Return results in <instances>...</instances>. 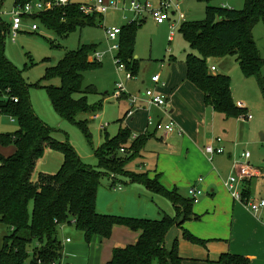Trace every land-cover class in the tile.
I'll return each mask as SVG.
<instances>
[{
	"label": "trees",
	"instance_id": "trees-1",
	"mask_svg": "<svg viewBox=\"0 0 264 264\" xmlns=\"http://www.w3.org/2000/svg\"><path fill=\"white\" fill-rule=\"evenodd\" d=\"M30 1L33 0H15L14 5ZM102 18V15L84 14L79 4L56 8L38 16L42 25L63 36H68L77 28L95 26L98 24L96 21ZM259 23L264 25V0H245L242 10L208 6L204 21H186L179 28L190 48L186 56L187 80L205 95L209 107L227 119L246 116L247 110L235 105L231 79L210 72L209 61L226 56L236 57L245 77L257 80L264 100V59L253 36ZM140 24V21H132L121 27L116 56L135 77L139 62L134 51ZM8 30V20L2 19L0 114L15 120L19 129L14 134H0V148L9 144L15 147L11 156L0 153V225L7 229L0 248V264H58L63 259L61 234L67 226L81 231L89 244L96 236L110 239L117 226L140 232L135 244L115 248L107 264H185L178 253V243L175 242L174 247L168 250L166 237L173 227L200 219L194 213V200L189 195L182 196L177 190L167 191L157 178L149 179L147 173L123 170L135 159L146 138L138 136L126 148L131 133L121 130L116 137L107 135L104 145L95 152L100 165L116 174L115 177L142 184L152 193L168 199L176 215H165L155 220L99 213L96 200L102 172L85 164L69 142L55 141L54 129L34 113L29 97L30 85L23 78L22 71L5 56ZM93 50L94 45L91 44L68 52L46 74V79L57 78L61 83L46 87L54 110L62 119L80 127L88 138L90 120H78V117L82 114L97 115L101 108L100 105L96 108L89 106V95L98 93L94 86H84V74L101 66V63L89 61ZM15 99L18 101L15 102ZM122 149L125 152H121ZM47 150L61 153L63 165L57 174L40 173L35 179L38 162ZM250 195V189L246 188L244 197L250 198ZM184 238L195 245L206 246V241L187 231ZM220 263L249 264L250 261L224 254Z\"/></svg>",
	"mask_w": 264,
	"mask_h": 264
},
{
	"label": "rangeland",
	"instance_id": "rangeland-1",
	"mask_svg": "<svg viewBox=\"0 0 264 264\" xmlns=\"http://www.w3.org/2000/svg\"><path fill=\"white\" fill-rule=\"evenodd\" d=\"M14 1H4L2 17L5 20H10L9 14L14 9ZM86 1L88 0H72V3L84 4ZM148 1L154 6H158L160 3V0ZM208 6L242 10L245 7V0H209L208 3L201 0H185L182 9L187 13L188 22H202L205 20ZM120 8L123 9V6H120ZM145 18L147 19H139L141 24L138 29L134 51V55L139 62V70L134 80H126V71L119 70V64L116 60L118 51L114 49V46L120 45L121 39L119 38L116 42L111 41L107 35L108 29L122 27L137 20V17L130 13L129 7L126 8L125 13L112 11L103 16L100 21L97 20V25L84 29L77 28L68 36L59 35L57 32L46 28L42 23L27 19L23 27V31L27 32L21 33L15 43L11 42L10 39L6 40L5 56L22 71L23 78L30 85L29 97L32 109L45 124L54 129V140L59 143L69 142L85 164L102 172L96 200L97 210L107 215L132 213V215L140 216L137 218L147 217L160 220L165 215L174 217L176 212L171 202L159 195L145 193L144 191L140 196L130 194L121 200L123 203L121 207L124 210L120 209L119 201L112 204V199L122 193L114 192L112 188L111 177L116 174L106 171L95 157V152L104 145L107 135L113 138L121 130H127L126 125L130 119L127 118L126 121L123 119L129 105L128 101L123 98H113L117 84L124 81L129 93L142 96L151 87L143 84L142 81H146L148 84L154 75L160 74L162 81L167 82L169 77L176 80L178 76L185 73V59L190 53V48L183 35L177 30L173 42L170 43L169 25L159 26L147 15H145ZM34 23L38 25L39 30L36 33H29V28ZM253 36L260 55L264 59L263 23L256 25ZM91 44L94 45V50L92 53L90 52V56L95 53L101 54L102 61L99 68L84 74V86L92 85L96 88L98 94L89 95L88 104L91 108H96L99 105L101 108L95 118L87 114L78 117V120H90V137L88 138L80 127L62 119L54 110L46 87L59 86L61 83L57 78L53 80L46 79V74L49 69L57 66L68 52L76 51L83 45ZM212 66L217 71L212 72L210 70V72L231 79V92L235 105L240 103L245 105L246 108L244 109L247 110V115L254 117L250 122H246L242 121V117H245V115L239 118L227 119L223 114L215 113L213 121L215 126H213L212 135L215 138L220 137L224 144L229 143L233 146L234 163L231 175H228V178L235 175V164L245 163L244 160H241V155L245 153H249L251 156L250 166L264 175V141H262V138H264V100L258 82L255 78L245 77L236 57L226 56L213 59L210 62V67ZM262 74L264 76V67ZM18 129V123L15 120L0 114V134H14ZM47 152H50V150ZM47 152L45 158L41 160L43 165L39 164L37 171L55 174L60 171L58 169H60L62 163V155L57 152L53 155ZM0 153L6 157L11 156L15 153V147L13 144H9L0 148ZM141 163L144 162L140 158H135L127 166L129 170L139 172ZM123 170L127 171L126 166ZM125 184L122 187L124 192L127 190ZM247 188L251 192L250 199H264V176L254 177ZM188 189L190 188L182 190L186 196L189 195ZM207 196V192L204 191L200 202L194 208H197ZM143 215H146V217ZM156 217L160 219H156ZM132 218L134 217L132 216ZM6 231L7 229L0 225V248Z\"/></svg>",
	"mask_w": 264,
	"mask_h": 264
},
{
	"label": "crops",
	"instance_id": "crops-1",
	"mask_svg": "<svg viewBox=\"0 0 264 264\" xmlns=\"http://www.w3.org/2000/svg\"><path fill=\"white\" fill-rule=\"evenodd\" d=\"M169 42L173 41L169 40ZM142 83L154 87L158 94L167 98L168 114L158 108L148 110L147 105L142 103L141 109L129 117L126 114L130 109V103L128 96H123L129 105L123 120L130 119L126 126L131 133L125 147L131 146L135 140L134 136L146 138L144 146L135 157L140 158L144 163H141L139 172H132L147 173L149 179L157 178L167 191L177 190L184 197L188 196L184 195L182 190H187L193 185L201 188L208 195L197 208H194V213L200 218L199 220L187 221L181 227L175 226L170 230L166 237L167 249L171 250L177 242L178 253L185 260V264H221L220 258L224 254L248 259L249 264H264V210L255 215L242 203L232 198L226 185L234 163L231 144L222 142L221 146L225 149L224 154L215 155L212 160L206 154L205 147L216 139L212 135L216 112L206 104L205 95L187 80V65L185 73L178 76L176 80L169 77L167 82H163L161 78L157 86L153 85L151 79L148 84L146 81ZM242 106L240 108H246L245 105L242 104ZM91 116L95 118L97 115ZM149 118L154 119L156 123L173 121L179 132L167 135L153 127H148ZM56 152L50 150L47 153L53 155ZM62 158L60 169L64 162L63 155ZM41 160L38 162L37 169L39 164L43 165ZM241 160L246 161L243 154ZM126 168L131 171L128 166ZM36 172L35 179L40 173H46ZM201 179L204 181L200 182ZM111 183L113 190L116 189L114 192H122L111 201L112 204L119 201L121 210H124L121 207L123 205L121 200L124 197L130 194L140 196L142 191L152 193L144 185L131 183L120 176L111 177ZM123 184L127 185L125 192L122 188ZM116 216L140 217L132 213H122ZM143 216L146 217V215ZM156 219L160 218L156 217ZM185 231L206 241V246L195 245L187 241L184 238ZM139 237L140 232L117 226L110 239L96 236L89 244L85 241V236L81 231L67 226L61 234L63 259L58 264H107L115 248L135 244Z\"/></svg>",
	"mask_w": 264,
	"mask_h": 264
},
{
	"label": "built area",
	"instance_id": "built-area-1",
	"mask_svg": "<svg viewBox=\"0 0 264 264\" xmlns=\"http://www.w3.org/2000/svg\"><path fill=\"white\" fill-rule=\"evenodd\" d=\"M4 1H0V24L2 19H4L2 17ZM184 1L185 0H160L159 5L154 6L148 0H88L86 3L80 5V9L86 15L106 16L112 11H122L125 13L126 8L129 7L130 13H133L137 17L136 21H140V18H142V20H146L147 18H145V15H147L156 25L162 26L169 24V40L173 41L176 31L179 30L182 24L187 21L186 12H184L182 9ZM71 4V0H33L24 5H14L13 11L9 14L10 20H8L9 30L7 33V39H10L11 42L15 43L21 33L27 32L23 31L24 23L27 21V19H30L34 22H39V15L53 11L56 8L67 7ZM120 6H123V9H121ZM38 30V25L34 23L31 25V28H29L28 32L36 33ZM120 34L121 27H112L107 30L108 38L111 41L116 42L119 39ZM119 47V45L114 46V49L118 51ZM116 60L119 64V70L126 71V80H134L135 76L133 73L129 71L120 60ZM89 61L91 63H101L102 55L95 53L89 57ZM211 71H216L215 67H212ZM151 82L154 86L160 84L161 75H154L151 78ZM124 95L128 96V101L130 103V109L127 113V116L129 117L133 116L138 109H141L142 103L147 105L148 110H150V108H158L165 114H168L167 98L158 94L154 87L147 89V91L142 96L132 95L128 93L124 82L121 81V83L117 84L116 86L115 92L113 93V98L121 99ZM142 97L143 99H141ZM17 101L18 100L15 99V102ZM240 107H243L242 104H240ZM242 118L244 121H251L254 117L252 115H246ZM147 124L148 127H154L157 131L164 132L167 135L179 132L176 123L173 121L167 123H156L152 118H149ZM136 138L137 137L134 136V139ZM222 142L223 141L221 138H216L205 147V152L211 160L215 155L224 154L225 150L221 146ZM121 152H125V150L122 149ZM250 157L251 156L249 153H245V163H237L234 165L235 175L229 177L226 185L230 194L232 195V198L235 201L242 203L246 208L256 215L264 210V199H250L244 197V194L246 192L248 182H250L254 177H261L264 175L260 171L250 166V163L248 162ZM203 181V179L200 180V182ZM188 193L189 196L194 200L195 204H198L200 202V198L204 194V191L197 186H192L190 187Z\"/></svg>",
	"mask_w": 264,
	"mask_h": 264
},
{
	"label": "water",
	"instance_id": "water-1",
	"mask_svg": "<svg viewBox=\"0 0 264 264\" xmlns=\"http://www.w3.org/2000/svg\"><path fill=\"white\" fill-rule=\"evenodd\" d=\"M173 15H175V14H173ZM262 141H264V138H262Z\"/></svg>",
	"mask_w": 264,
	"mask_h": 264
}]
</instances>
